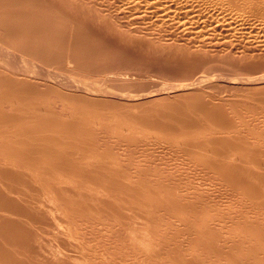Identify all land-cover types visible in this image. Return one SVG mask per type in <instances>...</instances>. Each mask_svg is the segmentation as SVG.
Segmentation results:
<instances>
[{
    "label": "rangeland",
    "instance_id": "374dc122",
    "mask_svg": "<svg viewBox=\"0 0 264 264\" xmlns=\"http://www.w3.org/2000/svg\"><path fill=\"white\" fill-rule=\"evenodd\" d=\"M44 1H46V0H42L41 2L43 4L46 2L50 3L52 5V7H54V2H53L54 0L53 1L51 0L53 4L51 3L50 0H49L50 2L49 1L44 2ZM57 1H59L58 2L59 5L57 4ZM69 1L70 0H56L55 1V7L57 5L60 7L61 4L63 6V8H62V6L60 7L61 9L59 8L60 9L59 11L54 9V8H50V7L44 8L47 6H43V8L46 10H44V9L41 10V8H42V6H41L39 8L40 14L37 13V15H40V16H38L40 18L42 16H47V18H48L49 16H51L53 14L52 19L48 18V21L45 22L46 21L45 20L44 21L45 23L44 22L43 23L44 24H50V25L52 24L53 26L51 25V30L55 29L54 25L56 26V30H53L52 32L50 30L51 34L49 32H47L45 39H41V37H39V38L36 37L37 41L40 44H42V42H43V44H44L43 46L46 48L45 50L48 51V52H46L47 53L46 55L53 56V55L57 54L60 49L63 50L65 48L64 43H63L64 48H60V46H62V43H59V41H61L62 39L64 41V38H65V41H68V43L73 39L72 40L73 42L71 41V43H69V45H68L70 47L67 46L68 43L67 44L65 43L67 48L65 49V51H62L63 54L66 53L64 55L65 56L64 58H62V59L55 58L53 60H47L44 58H39L33 54L26 53V52L16 48L13 44L8 42L7 38H4L0 34V62L4 61L8 65H10L9 56L6 55L4 53V51H7V52L15 55L18 58V60L20 61V63L26 64V65L32 67L30 70V73H32V75L34 76L33 78H30V77L27 78V77L23 76L22 75L23 73H19L18 70H16V71H17V74L19 73V76L17 74H15V75L17 76L16 78H19V79L21 78L20 79L21 81H25V80L29 81L31 79L29 82H31V84L33 82L35 83V84L34 83L33 84L38 89L37 88L35 89V86L33 85L32 87H34V88L32 91H34V89L36 91L38 90L39 94L36 91L35 92L31 91L32 94L35 93V94H33L34 95L33 97H36L37 95L41 96L40 95V93H42L41 90L42 91L44 90L47 92L49 91V94H46L47 92H45L44 94L46 96L48 95L47 96L48 99L50 98L51 100L54 99V96L56 99L59 97L60 98V99L58 98L59 102L60 103L62 102L61 104L59 103V106H61L63 104L65 107L64 108L65 111L63 113H65V112H66V114L73 113V115L76 113L74 116L73 115H71V116H73L75 119L77 118V120L80 122H82L86 118L93 123V126L97 127V131L99 133L98 132L96 133V129H94L95 130L94 135H92L88 132L85 134L84 133L78 134L76 136L75 145H74V151L83 155L87 160L94 162V163L97 161H100V163H99L100 166H104L106 164L104 166L105 167L104 169L107 170V172L110 176V177L108 176L110 179L106 178V179H108V181L105 179L106 182L104 179H103L104 181L103 180L101 181L100 179L95 180L96 178L92 179V177H91L92 180L90 179V181H88L89 184L87 183V185H89V186H92V187L94 186L93 188H99V190L101 191L99 193L100 199L103 200V198L105 197L104 202L106 200L108 202H110V204H108V203L106 204V202L104 204V203L98 201L100 210L101 209L102 210H101V212L99 211L100 213H97L96 215H94L96 217L97 226L94 225L92 227V225H89V226L87 225L86 226V228H87L86 235L82 236L79 234V237H78V240H82V238H84L88 241V242H83V244L86 247H90V248L92 246L94 247V255L92 257V261H93L92 264L93 263H95V264L96 263L97 264L98 263L99 264H101V263L102 264H104V263L105 264H107V263L116 264L117 261L112 260V259H117V258L114 256L115 254L112 251L114 250L116 253V250L119 249L120 247H121L120 250H117V252L123 251V252H125V254H127L126 257H129V258L125 257V259L123 258L124 259V261H123L122 256H125L124 253L122 252L123 253V254L121 253L122 255L120 253H118V255L119 254L121 255L118 257H121V258H118L119 260H118L117 264H121V263L122 264H130V263L133 264L134 262H136V264H142V261L146 262V259H148L146 264H156V261L159 264L160 263H162V264H166V263L173 264L174 262H176L175 260L173 262V259L178 257L179 255H182L181 257H183L184 259L189 256L187 259L190 258L191 263H192V261L194 262V260L196 259L195 258L197 255L196 252H198V255L200 253L202 254V252H200L197 248L201 247L200 246L201 243H199L200 237H203L206 234H207L206 235L207 238L204 236L206 240L204 239V237L201 239L202 241L200 240V242L204 241L203 243L205 246H202L204 248L203 250H205L207 248L205 243H208V242L210 243L213 239L217 238V239L213 240V243H214L213 246H211L212 242L210 244H207V246L210 245L212 247L211 248L210 246H208L209 248H207V249H213V248L215 249V247H216L217 249H215L216 250L215 252L218 254L219 252L217 250L221 249L220 245L221 246L224 245V247H227L224 249V250H226L225 252H228V253L230 252L229 253L230 256L225 255L226 254L225 252H224V255H223V253H221L222 255L219 253L217 256V254L215 252H213L214 251L213 250V251H211L213 254L210 253L211 255L210 254L208 255L209 257L207 259L209 261L206 260V262L212 263L214 261L213 264H215V262H216V264H222L221 262L224 261L227 264H232V262L228 261V260H231L230 257H232L233 255L237 256V258L240 257L238 259L239 263L237 262L238 264H245V263L248 264L249 262L253 261L252 257L254 258L255 256H259L260 254L258 253L259 255L258 254L254 255V254H256V249H255V252L253 251L254 254L252 252V255H254V256H252L251 254L250 255L252 257L249 256L250 252L246 251V249L249 250V247L253 248V246H251L253 241H249V240H252V238L248 239V238H250L249 232H247V234H246L245 229L244 228L241 229V227L238 225H233L232 223L228 222V223H225L228 226L224 224L226 226L225 227L223 225V223L216 224V223H218V222H216L215 225L219 226V227H216L214 225L215 230L212 229V231H211L209 228V232L210 231L212 232V233L211 232L209 233V232H204L205 227H203L201 224H200L201 226L198 223L192 224L193 221L190 222L192 225L190 223L185 222V221L183 222V223H187L186 225L188 227H186V225L183 223L181 225L180 221H179L180 223H178L176 221L177 224L174 223L176 226L173 229H172L173 226H171V227L169 226L170 229H172V232H171L170 229H168V226L165 225V222L163 220H166L168 218L167 216H170L172 214L171 212L173 211L172 206L169 205L170 203L168 201V197L165 195L168 192L167 191L169 189L168 186L174 187L173 191L176 190L175 187H178V189L181 190L182 192H185L187 194H191L192 196H190V195L187 196L188 197L187 202H189L190 198H192L191 201L194 202V198H193L194 192L202 193L201 191H203V189L205 190L204 192L210 190L212 195L206 194L208 192H206L205 194H203L204 192L202 193L203 196L205 195L204 196L205 198L207 197V195L210 196L208 198L209 201H218L219 202V201H221V198L224 197V195H225V197L227 196V191L225 193L226 187L224 185H222L223 187L221 185L216 187V184H211L212 181H205V180L203 181L202 177L204 178V176H202V175H204V174L200 173V172H196L195 171L196 169L194 167H192L191 164L190 165L186 164L188 161V156L185 155L186 150L195 149V148L198 149L200 147L207 148L208 146H218L219 141H220L219 136H221L222 134H225V133H232L234 135V134H236V131H239L241 133V135L246 137L252 143L257 138V134H256L257 131L259 129H261L256 125V123L257 122H263L264 123V81L261 80L255 84L247 83V82L252 81L254 79L264 77V0H248V1L238 0L241 2L236 1V3H239L237 5L234 4V2L233 3L229 2L230 4H234V5H230V4H227L228 2H225V3H220L221 5L223 4L222 6L216 2H215V4H214V2H206L205 3V2H203L204 0L203 1L199 0L198 1L199 3H197V0H195V1L190 0V1H192V2H190L192 4H190V3L188 4L189 1H185L186 5L183 3L184 0H178V3H176L177 0H174L173 2H172V0H170L171 2L169 0H167V1L165 0L168 4L165 2H162L164 0H159V1L156 0L157 3H155V0H152L154 3L150 0L151 5H154V4L166 5L167 4L169 6L172 4V6H173V8H171L172 6H169V8H168V6L165 7L164 5H161L162 8H160L161 7L160 5H159L160 7L157 5L154 7L152 6L153 9L158 8V9H155V13H154V11H152L153 9L149 7V6H151L150 4H149V6H146L147 4H145L144 2L142 4L141 1H143V0H140V2L138 0L137 1L136 0H132V1L131 0H125V1L122 0L123 4L121 3V5H120V3L116 2V1L119 2L120 0H116V1L115 0H111V1L110 0L109 1L104 0V3L102 4L103 7L101 5V3L103 1H101V0H98V2L100 1L99 2L100 4H98V2H96L97 5H95L96 4L95 1H97V0H85V1H88V4L86 2H83L84 0H81V1L78 0V2L80 1L79 2L80 7L85 8L82 11V12H84L85 15L83 13H80L81 14L80 15L79 12H78V14H76L74 11L70 10L71 9L70 7H68V6L66 7V5H69V6L71 5L68 3ZM105 1L107 2V4L105 3ZM128 1H130L132 3H130L128 5L126 3ZM135 1H136V3L139 2L142 5V8H140V5H138V3L134 5ZM160 1L162 3H159ZM91 2H92V4H93V2L95 3L94 4L95 8H94V6L89 4ZM111 2L113 4L114 3L115 4L113 5ZM194 2H196L195 3L196 5L194 4ZM109 3H111V4H109ZM210 3H212L213 6ZM85 4L90 5V6L86 7ZM105 4L107 6L112 5L111 7L113 10V13H112L111 7L110 6L107 7ZM131 4H133V6ZM173 4H175L176 7ZM197 4H199V5H197ZM217 4H219V5H217ZM104 5H105V7H104ZM117 5H119V6H117ZM130 5L132 7L130 9L129 8L127 9V7ZM143 5H145L147 8H145ZM177 5L180 6V8ZM181 5H183V6L185 5V6L183 7ZM187 5H190V7L189 6L188 7H189V9H192L193 13H190L191 10H189L187 8ZM209 5H211V6H209ZM96 6H97V8H96ZM134 6L136 8L139 7L138 9H140V10L137 11L138 9H136ZM195 6H197V7H195ZM14 7H16V6H14ZM14 7H13V10H12V8H10V9H8V11H10V10H11V12L14 10L17 11V9H18L17 7H19V6H17L15 9H14ZM99 7L103 8L105 10H103ZM124 7H125V9H124ZM200 7H202V8H200ZM22 8L23 7L19 8L18 10L23 11ZM108 8H110V10ZM118 8L120 9V13L118 12L119 11ZM121 8H123L124 11ZM133 8L135 9V13H134V11H132ZM163 8H164V11H162ZM174 8H176V9H174ZM177 8H179V13H178ZM196 8H197V10H196ZM86 9L88 11L85 13ZM90 9H92L91 13L89 12ZM115 9H117V12ZM141 9H142V11H141ZM173 9H174V11H173ZM194 9L196 11H193ZM97 10H98L99 14L96 12ZM100 10H102V11H100ZM114 10H115V12H114ZM130 10H131V12H130ZM143 10L148 11V12H144ZM150 10L153 13L150 12ZM167 10H168V13H166ZM93 11H94V13L96 12V14H94ZM161 11H162V13H161ZM169 11H170V13H169ZM172 11H173V14H171ZM186 11H187L188 16L185 15ZM124 12H126L128 16L125 15L126 13H124ZM137 12L139 13L138 15L142 18H138L139 16L137 17ZM149 12H150V15L148 17L147 13H149ZM163 12L166 14H164ZM8 13H10V12H8ZM116 13H118V15ZM180 13L182 15L185 13L184 14L185 17L183 18V16H181ZM30 14H26L25 15L26 18L28 17L27 15H29L28 18H31L32 14L31 15ZM91 14H93V15H91ZM131 14H132V16L134 15L133 17L131 16L132 18L129 17ZM146 14H147V16L145 17ZM156 14H158V16L160 18L154 17V16H157ZM121 15L123 17H121ZM160 15L164 16V17H161ZM171 15L172 16L174 15L175 18L172 17ZM53 16L54 17L57 16L58 18L57 17L53 18ZM98 16H100V17H98ZM151 16H153V17H151ZM170 16L173 18V20L171 19ZM177 16H180V17H177ZM33 17L36 18L35 16H33ZM135 17H137L138 19H135ZM147 17H148V19H147ZM168 17H170V19ZM176 17H177V19L178 18H180V19L177 20ZM18 18H22V20H26V18H24V17H17L16 19H18ZM120 18H122V19H120ZM128 18H130L131 20H129ZM156 18H158L159 20H157ZM7 19H8V17L6 18V20ZM59 19H60V21H59ZM123 19H125V20H123ZM133 19H134V22H133ZM141 19H143V20L141 21ZM18 20H20V19H18ZM137 20L140 21L143 24V26H141L139 24L137 25V23H139ZM154 20H155V22H156V20L157 21L162 20V22L160 21V22L155 23V22H153ZM72 21H74V22L72 23ZM15 22H17V20ZM132 23H135V25H133ZM152 23L157 25V26L153 25ZM60 24H62L61 26H67V28H68V29L63 28V34L62 35H64V33H65L66 37L65 36L62 37L59 34V31L62 32V28L60 27ZM17 25L20 26L21 24L19 23ZM17 25H15L16 27L14 25H13L14 27L13 26L12 27L17 28L16 30H18L19 27ZM57 25H59L58 26L59 28H57ZM71 26L72 27L74 26L75 28H72ZM52 27H53V29H52ZM69 27H70V29H69ZM75 29H76V32L78 30L82 31L81 33L78 32V34L80 36L78 35V37H75V35L77 36V34L75 33V35H74V32H73V31H75ZM71 30H73V31H71ZM0 32H1V29H0ZM48 33H49V35H48ZM83 35L87 37V39L85 37L84 41L87 40L88 43L84 42V41H83V43H81L82 42L81 40H83ZM57 36L59 38L61 36L62 39H59ZM74 37L76 38V40ZM77 38L78 39L81 38V39L77 40ZM63 41H61V42H63ZM74 41H77V42L79 41L78 42L79 46H78L77 42L74 43ZM90 41L91 42L94 41L95 44L93 42H92L93 44L90 43ZM89 43L91 44V46ZM96 43L100 44V45L97 44V47H98V45L101 46L102 44H105V45L101 46V48L106 46V45H107V47H104L102 49L98 48L96 50L95 48H93L94 46L96 47ZM71 44L77 45L80 49L86 48L84 46L87 44L86 46H88V45L90 46L87 48H89V49L92 48L93 50L92 49L91 50L93 51V53L91 54L90 53L91 50L89 51V49H88V53H86L87 49H85L86 51H83L82 52L83 54H81V51L78 49V47L76 46V50H75V48H74L75 46L72 47ZM80 44H81V46H80ZM82 44H85V45L82 46ZM121 44H123L122 45L123 51H124L125 47H127V50H129L131 48L130 52L128 51L129 53H133L132 56L129 54V57H132L131 59H128V54H127L128 52L127 51H124V52L121 51L122 47H121V49H118V48H120L119 46H121ZM124 44H125V47H124ZM137 45H138V47H137ZM139 45H141L140 46L141 48L139 47ZM134 47H136L137 50H139V49L142 50V51L141 50L138 51V52H140L139 56L143 54L142 59H141V61L143 60L142 62H140L141 56L140 57L137 56L138 52L135 51V53H134ZM107 48H108V50L111 48L110 49L111 52L113 49L115 50V51H113L114 52L113 54L110 52L111 56H114V54L116 55L117 52H119L118 57L114 56L116 60H118L120 58V56H121V58H123L124 57L123 53H125V52H126L125 53L126 58L125 57L124 58L127 60H130L129 62L136 61V60L132 61V59H134V57L135 58L138 57V60L135 63L139 69L135 68V66H134L135 63L134 64L133 63L127 64L128 63L127 60H125L124 62H126V61L127 62L125 64H123V62L121 61V58H120V61L122 63L119 61H118L119 64L116 61L113 62L115 59H113L114 57L112 58L111 56H109V54L107 55L108 57L106 56L107 58H105L104 55L106 52H108ZM73 49H74V52L79 50V52H77V54H79V55L81 54L82 57H84L82 59H85L86 55H84V54H87V57H89V58L86 57L87 61H85V62H87V64H89L88 62H91V64H92V62H94L92 60H94V58L97 55L101 54L100 56H98V60H97V57L95 58L96 59L95 62L97 61V65L99 64L98 61L102 62L103 59H99V57H101L105 51L102 58H105L106 61L108 59V62H107V64H104L103 63L104 61H103L102 66H104V65L107 66L109 64V66L112 67L113 66V65L111 66L112 63H114V64L117 63V65L120 67L118 69H114L118 66L114 67L115 66L114 65L113 68H109V67L104 66L103 68L106 67L107 69L106 68L101 69L102 66H100V64H101V62H100V64L98 65V67H100L99 69H97L98 67L95 66L96 65L95 63H93L94 66L88 65V66H91L89 68L90 69H92V67H96V68H94L93 70H89L87 68L88 66L84 64L85 62L80 60L81 59L80 56L76 57L79 64L76 63L77 60L74 63L71 62L72 63L71 64L69 61L71 60L70 55L71 54L74 55ZM94 51L95 52L98 51V53L99 52L100 53L95 55ZM120 51H121V53L123 52L122 55H120ZM59 52L62 53L61 51H59ZM101 52H103V53H101ZM93 54L95 55V57ZM67 55H69V56H67ZM90 55L93 56V59H90L92 57ZM145 55L149 56L148 59H147V56H145ZM109 57H110V59H113V60H110V63L112 61L111 64L109 63ZM69 58H70V60H69ZM78 58H80V59H78ZM145 58H146V60H144ZM89 59L91 61H88ZM79 60L81 61V63L83 62V64H81ZM138 61H139V63H138ZM120 63H121V65H120ZM137 63H138V65H137ZM141 63H143V68L146 67V66H144L145 64L148 66V68L146 67L147 69L143 70V68L141 67L142 66ZM69 64H71V65H69ZM71 66H73L74 68H72ZM82 66H84V67H82ZM139 66L141 67L142 70L140 69ZM95 69H97V70H95ZM15 75H14V78H15ZM21 76H23L24 78ZM236 78H238V79H236ZM229 80L232 82H229ZM245 80H247V82ZM60 81L65 82V84L60 83ZM200 81L201 82L203 81V83L201 84ZM243 81L245 83H243ZM236 82L238 83V85ZM241 82L243 84H241ZM69 83L71 85H72V83H76L75 86H77L78 88L72 85L73 88L75 87L74 92H72L73 88L71 85H68ZM195 83H197V84H195ZM229 83H230V85H229ZM234 83H236V84H234ZM64 85H65V88H66V86L67 87L71 86L72 91H70L71 88H70V90H69V88L65 89ZM52 86L54 88L57 87V89L60 91V92L57 91L58 95L55 92L57 89H53ZM48 87H50V88H48ZM83 87L87 88V89H85L84 93L82 90ZM80 88H81V90H80ZM75 89H76V91H75ZM163 89H165V90H163ZM53 90H55V91L53 92ZM77 90L78 91L80 90V91L78 92ZM171 91H173V92H171ZM65 92H66V95L63 94ZM81 92L83 94H81ZM165 92H170V93L165 94ZM59 93H60V96H59ZM69 93L72 95L70 96ZM32 94L30 95L31 97H32ZM44 94H43V96H44ZM62 95H64V96H62ZM162 95L164 97L162 99H160V97H162ZM46 96H44V97L47 98ZM61 96H62V98H61ZM156 96H158V97H156ZM144 97H145V99H144ZM45 98H44V100H45ZM140 98H143L144 100L140 99ZM156 98L159 100V102ZM194 98L198 99V102H196V99L194 100ZM130 99H132V100H130ZM148 99H149L148 102H150V104L144 102ZM160 100H161V102H160ZM199 100L204 101L206 104L208 102V105H210V106H216V104L217 105L219 104L218 106L223 107V110L225 111V113H227L233 117L234 123L229 124V125H225V124H222V123L214 120L213 118H211L209 116L207 111H205L202 107H200L201 102H199ZM152 101H153V103H151ZM210 102H211V104H210ZM162 103L163 104L165 103V105L167 104L170 107L172 106L173 109L169 110V108H170L169 107L168 108L169 112H168L166 110V108L168 106L167 105L164 106V105H162ZM212 103H214V105ZM159 106H160V108L163 107V109H159ZM154 107L158 108L157 111H155L156 109ZM164 107H165V113H163ZM148 109H150L151 112ZM153 109H155L154 110L155 113H159V112H161L159 114L163 113V116H165V114L168 112L166 114V116L164 117V119L162 118V121L170 122V123L167 122V125H168L167 128L154 125L156 123V122L154 123L156 114L154 113ZM63 110H61V111H63ZM158 110H159V112H158ZM173 112L175 115L173 114ZM169 113L170 114L172 113L171 115H174L178 121H181L182 120L181 117H183V116H187L192 120L195 118H198L201 121V124L192 123L193 126L190 127L189 129H182L180 127L181 122H179L178 125L177 124H171L172 121H170V117H172V116ZM150 114H152L153 116ZM151 116H152V118L155 116L154 119H152ZM167 116H168V118H167ZM175 117H172V119ZM166 118L169 120H167ZM160 123H162V122H160ZM94 124H99V125L96 126ZM103 127H104V129H103ZM133 129H135L136 131ZM102 130H103V132H102ZM132 130L134 132H132ZM262 132H264V130H262ZM121 134L123 137L125 136V134H126V136L124 138H122ZM131 136L136 137L137 139L134 138V141H133V137L131 138ZM126 137H128V139H126ZM129 139L132 140V142ZM126 140H128V141L126 142ZM129 141L133 145L134 144L135 145L139 144V145L138 146L136 145V147L133 146L134 148H132V144L131 143L129 144ZM139 141H140V143H137ZM145 141H147V143ZM173 145H175V147L177 149H175L173 147ZM102 161H103V163H102ZM112 163H113V165H112ZM102 164H104V165H102ZM187 165H189L190 167ZM106 166L110 167V168L107 169ZM112 167H114V168H112ZM111 168H112V170L113 169L115 170V173L116 172L117 173L115 174L114 171L111 170ZM171 169H174V170L171 171ZM187 169H188V171H186ZM108 170L109 171L111 170V172H109ZM120 170L123 171L124 174L126 173V175L122 174L123 172L121 173ZM190 170H191V173L195 172L194 173L195 175L191 174L189 172ZM192 170H194V171H192ZM49 172L52 176L57 175L55 170H52ZM118 173H120V174H118ZM174 173L175 174L177 173L179 175L181 174V176H176ZM189 173L192 176L197 175V178L196 177L192 178V176ZM199 173L202 175H199ZM113 175H115L114 178L117 177V179H115V181H114V178L112 177ZM116 175H119V176H116ZM120 175H121L122 179H120ZM128 176H129V178H128ZM200 176H202V177H200ZM123 177L126 178V181H124L125 179ZM89 178H90V176L87 178V180H89ZM198 178H200V179H198ZM93 180L97 181V182H93ZM117 180H118V182H116ZM109 181H110V183H109ZM119 181H121L122 183L127 182L125 185L126 187L124 186L125 183L122 185L121 182L119 183ZM111 182L112 183L114 182V183L112 184ZM205 182L206 183L208 182V183L206 184ZM128 183H130V184H128ZM210 184L212 185V188H210L211 187ZM128 185H130V190L128 188ZM208 185H209V187H208ZM136 186H138V188ZM161 186H164V188ZM220 186H221V188H220ZM150 187L152 188L151 190L149 189ZM126 188H127V190H126ZM131 188L132 189L134 188L133 189L134 191L131 190ZM135 188L137 189V191H135L136 190ZM215 188L217 190H215ZM223 188H224V191H223ZM219 189H221V190H219ZM140 190H142V193ZM152 190H153V193H155V191H157L156 196H160V199L163 198L162 200H160L161 202H163L164 200L166 201L165 205L163 206L165 210L167 208L166 211L162 208L161 205L156 206L158 204H155V205L151 206L149 204V202L147 201V197H144V195L146 196L148 192L150 194V191H152ZM160 190H162V191H160ZM164 190H166V191H164ZM212 190H214L215 192L217 191L216 192L217 194L214 193V191H212ZM84 191L86 192V190H84ZM158 191H159V194H158ZM102 192H105V193H102ZM221 192L223 193V195ZM143 193H145V194H143ZM101 194H102V196H101ZM111 194H112V197H110ZM106 195H107V197H106ZM113 195H114V197H113ZM164 195L166 196V199H164ZM225 197L222 198V200L228 201V199ZM111 198H113V199H111ZM165 206H166V208H165ZM156 207H159V208H156ZM168 207H170V208H168ZM160 209H162V210H160ZM169 210H170V212H169ZM159 211H161V212H159ZM155 212H156V215H155ZM157 212H159L161 214V217H160V214ZM164 212L165 213L168 212L169 214L166 213V216H165ZM148 215H149L150 219L148 218ZM151 215H152V217H151ZM153 215H154V217L157 216L156 223L154 222L155 219H154ZM162 216H163V219H162ZM144 217L148 218V219L146 220ZM126 218L127 219L129 218V219L127 220ZM151 218H153L152 222H154V224L150 221ZM158 220H159L160 224H162V225L164 224V225L163 226L160 225L157 222ZM147 221H148L149 225H147ZM140 222H141V224H140ZM143 222H144V225H142ZM161 222H164V223H161ZM158 224L160 226H158ZM155 225L157 227H155ZM179 225L184 227V228H181V226H180V228L183 229L182 236L184 237V240H183V237L179 238V237H181V236H179V234H181V230L178 231ZM189 225H190V227L193 226V227H191V228H193L192 230L190 229ZM146 226L148 228L149 227L152 228V230L153 231L155 230V231L153 232L150 228L149 229L146 228ZM152 226H154V227H152ZM161 226H162V228H161ZM233 226L235 227V229ZM63 227H64V229H66V232H67L66 223L63 224ZM200 227H202V229L203 228L204 229L202 230ZM222 227L223 228L225 227V228L223 229ZM227 227H229V228H227ZM238 227H239V230H238ZM157 228L159 230H163V231H161V234H163L165 231H167V233H169V232L173 233V230L176 228L175 230L177 232L175 231V233L178 236L181 245H178L179 244L178 238L174 237L176 239L174 241V238L172 236L175 233L171 234L172 235L171 236L170 233L167 234L165 232L166 234L164 233V235L167 238L165 236H164L165 238H162L163 236H161L160 231L158 232V230H156ZM216 228H218V230H221V231H219L220 233L222 232V230H223V232L221 234H219L218 230ZM226 228L229 230H231L233 228L232 230L234 232L233 231H227ZM147 230H149V231H147ZM168 230H169V232H168ZM184 230H187V233H186V231L184 232ZM188 230L191 231L190 235L193 234V236L188 237V236H190V235H188L189 234ZM194 230L197 232H195ZM136 231H137V233H135ZM142 231H144V233H142ZM156 231H157V233H159L158 234V235H160L159 237H161L163 239V242L164 241L167 242L166 239H168V237L170 235L169 239L172 238L171 243H169V239H168V242L166 243L167 246H165L163 244V242H161L162 240L157 236V233L155 234ZM200 231L204 232L203 235ZM206 231H208V230H206ZM214 231H216L217 236H216V233ZM146 232L149 233V237L151 238L150 241H147V243L150 242L149 243L150 246L146 245L147 244L146 241H144L145 244L141 243L143 240V237H144L143 235ZM178 232H180V233L178 234ZM147 233L145 235H147ZM150 233L155 234L156 237H158V238H156V240H155V236L150 234ZM199 233H200V235H198ZM228 233L229 234L231 233V235L229 236ZM233 233L235 235L234 238L236 237V239H237V241L235 240L236 242H234V240L232 238ZM134 234H137L142 239V240L140 239V242H138L139 244L130 238ZM238 234L241 236V238H242L241 240H240V236ZM125 235H127L128 237ZM176 235H174V236H176ZM219 235H220V237L223 236L222 238H225V239L227 237H231V236L232 237L227 238V240L230 239V240H228V243H227V240L218 237ZM209 236L211 237L210 241H208ZM238 236H239V238H237ZM245 236H248V237L246 238ZM124 237L125 238L127 237L126 240H128L127 242L129 243V245H128V243H126V240L124 239ZM192 237L194 240L196 239L195 237H198L197 238V239H199L198 243H197V244H199L198 247H197V244L193 243L195 241H192L193 240V239H191ZM152 238L155 242L152 240ZM159 239L161 241H159ZM220 239L223 242H221ZM231 239L233 240V242H230ZM172 240L174 241V243ZM188 240H191L192 246L190 245L191 242ZM205 241H207V242H205ZM217 241H220V242H217ZM243 241H245L246 245L244 244ZM121 242L128 245V247L125 246L127 251H126L125 247L123 246L124 244H122ZM159 242H161V243H159ZM176 242L178 243L177 244L178 248H177ZM184 242L185 243L190 242L189 244L188 243H186V244L191 246V248L189 246H188L189 248L185 247L186 244ZM196 242H197V240H196ZM151 243H153L152 245H154V246H152ZM217 243L218 244L220 243V245H218L219 248L217 247ZM253 243H254L253 245L255 248L256 242H253ZM121 244H122V246H121ZM162 244L165 247H163ZM170 244H172V245H170ZM194 244L197 247V248H195V250L197 249L196 252H195L194 247H193ZM241 244H244L245 247ZM138 245H139V248H138ZM141 245L143 246V248ZM182 245L184 248L182 247ZM233 245H236V246H233ZM161 246L163 247L164 250H168V254L166 253L167 251H163V249L161 250V248H160ZM172 246H173L174 251L172 249ZM155 247H157L158 249ZM175 247H176L177 251H176ZM202 247L199 249H202ZM231 247L234 250H235L234 247H236V251H233V249ZM241 247L246 252H244L241 249ZM109 248L111 249L110 250L111 252L109 251ZM115 248H116V250H115ZM129 248H131L132 250H130ZM144 248H145V250H144ZM159 248L161 251H163V253L165 252L166 255L164 254L165 255L164 257H162L163 255H162V252H160ZM169 248H170L171 253L169 252ZM229 248H231L232 251ZM254 248H253V250H254ZM95 249H97L98 251ZM184 249H186V250H184ZM188 249H190V250L187 251ZM191 249L193 252L191 251ZM239 249H240V251H239ZM140 250H141V252H140ZM157 250H159V251H157ZM178 250H180V251L182 250L184 252H182V254H181L180 251H178ZM142 251L144 253H142ZM185 251H187V253H189V254H188V256L186 255L184 257V255L186 254ZM219 251H223V250H219ZM233 252H234V254H233ZM235 252H237V253H235ZM97 253L99 255V258L96 255ZM134 253L138 256H135ZM138 253H141L142 255H139ZM173 253L175 254V256H176V254H178V255L176 257H171L170 255L172 254V256H173L174 255ZM190 253H191L192 257L190 255ZM241 253H242V256H241ZM107 254H110L111 256L107 255ZM143 254H144V257H143ZM152 254L154 255V257H156V259L154 257H152L149 260V257L153 256ZM101 255H103V256L101 257ZM133 255H134V257H133ZM148 255H150V256H148ZM212 255L215 259L212 257ZM193 256H195L194 260H192ZM210 256L212 257V259L210 258ZM219 256H221V257L223 256V257L221 258ZM109 257L110 258L112 257V258L108 260ZM158 257L161 259H159ZM218 257H219V259H218ZM259 257H263L262 254ZM94 258H96V259H94ZM100 258L103 261L99 260ZM130 258L133 260H130ZM142 258H143V260H142ZM220 258L223 260H221ZM224 258H226L225 260L227 262L224 260ZM249 258L252 260H250L248 262L247 260H249ZM105 259H107V261ZM127 259L130 262H128ZM187 259H186V261L188 262L189 260H187ZM217 259H218V261H217ZM240 259H242L243 261L245 260V261L243 263H241L242 260H240ZM95 260H97L99 262H97ZM110 260L113 263H111ZM158 260L161 262H159ZM220 260H221V262H220ZM145 262H143V263L145 264ZM163 262H165V263H163ZM195 263H196V261L194 262V264ZM200 263H202V262L200 261ZM202 264H205V263H202Z\"/></svg>",
    "mask_w": 264,
    "mask_h": 264
},
{
    "label": "bare ground",
    "instance_id": "6f19581e",
    "mask_svg": "<svg viewBox=\"0 0 264 264\" xmlns=\"http://www.w3.org/2000/svg\"><path fill=\"white\" fill-rule=\"evenodd\" d=\"M41 1L42 0H0V29H1L0 34L4 38H7L9 43L13 44L16 48H18V49H20V50H22V51H24L26 53H30V54H33V55L39 57V58H44V59H47V60H53L55 58L62 59V58L65 57L64 55L66 54V53L63 54L62 51H65V49L67 48L69 43H71V41L73 40L72 39L68 43V41H65V38H64L65 42L62 39V37H64L66 35L65 33H64V35H62L63 34V28L68 29L67 26H61L62 24H60V27L62 28V32L59 31V34L62 37L60 36V38H59L57 36L59 39H62L61 41H63V42L59 41V43H62V46H60V48H64V45H65V48L63 50H61V49L59 50L62 53H60L58 51V53L53 55V56L46 55L47 54L46 52H48V51L45 50L46 48L43 46L44 45L43 42H42V44H40L37 41V39H36V37H38V38L41 37V39H45L47 32L50 33L52 24L50 25V24H44V23L48 21V18L52 19V15H53L52 14L48 18H47V16H42V15H41L42 16L41 18L38 17V16H40V15H37V13L40 14L39 8L42 6L41 10H43L44 8H49L50 7V8H54V9L59 11L61 9L60 7L62 6V4L59 7L58 6L59 5V3H58L59 1H57V4H58L57 6L58 7L56 6L57 7L56 8L55 7V1L56 0H54V1L52 0L54 2V7H52V5L50 3L46 2V1H49V0L44 1V2H46L44 4ZM52 1H51V3H52ZM101 1H103L101 3V5H102L104 3V0H101ZM123 1H125V0H123ZM136 1L134 2V5L138 3V5H140V8H142V5L139 3L140 0H138L139 2H137V3H136ZM166 1L164 0L162 2L167 3ZM173 1L174 0H172V2ZM185 1H189L188 4L190 2H192L190 0H184L183 1L184 4H185ZM198 1L199 0H197V3H199ZM236 1L237 2H241V1H238V0H204L203 2H205V3L206 2H214V4H215V2L219 3V4L220 3H225V2H228L227 4H230L231 2L232 3L234 2V4H236V5L239 4V3H236ZM243 1H248V0H243ZM79 2H78V0H70L68 3L71 4V5L70 6L66 5V4L65 5H66V7L67 6L70 7L71 8L70 10L74 11L76 14H78V12H79V14L80 13L84 14V12H82V11L85 8L80 7ZM83 2H86L88 4V1L84 0ZM96 2H98V0L95 1V3ZM99 2H98V4H100ZM116 2L120 3V5H121L122 0H120L119 2L118 1H116ZM128 2H126L128 5L130 3H132L130 1H128ZM141 2H142V4H143V2L145 4H147L146 6H149V4L151 5L150 0H143ZM162 2L160 1L159 3H162ZM95 3L93 2V4H92V2H91L89 4H91L95 8V5H97V3L96 4ZM105 3L107 4L106 1H105ZM111 3H109V4H111ZM155 3H157L156 0H155ZM176 3H178V0H177ZM195 3L196 2H194V4ZM87 4H85L86 7L90 6V5H87ZM167 4L166 5L161 4V5H164L166 7V6H168ZM190 4H192V3H190ZM210 4H212V3H210ZM219 4H217V5H219ZM234 4H230V5H234ZM105 5H104V7H105ZM131 5L133 6V4H131ZM131 5L128 6L127 9L128 8L130 9L132 7ZM156 5L157 4H154V5H151L149 7L152 8V6L154 7ZM159 5H157V6H159ZM173 5L176 7L175 4H173ZM197 5H199V4H197ZM14 6H16V7L19 6V7H17L18 9L23 7L22 8L23 11L21 9H20L21 11H19L18 9H17V11H15V10L12 11V12H11V10L8 11V9H10V8H12V10H13ZM43 6H47V7L43 8ZM109 6L110 5H108L107 7H109ZM117 6H119V5H117ZM143 6L145 8H147L145 5H143ZM169 6H172V4L169 5ZM169 6H168V8H169ZM181 6H183V5H181ZM188 6L190 7V5H187V8L189 9ZM209 6H211V5H209ZM212 6H213V4H212ZM16 7H14V9ZM102 7H103V5H102ZM178 7L180 8V6H178ZM195 7H197V6H195ZM62 8H63V6H62ZM96 8H97V6H96ZM99 8H101V7H99ZM138 8H136V9H138ZM160 8H162V6ZM171 8H173V6ZM179 8H177L178 13H179ZM200 8H202V7H200ZM101 9H103V8H101ZM108 9L110 10V8H108ZM121 9L123 10V8H121ZM124 9H125V7H124ZM155 9H158V8H154L152 10V11H154V13H155ZM174 9H176V8H174ZM174 9H173V11H174ZM44 10H46V9H44ZM91 10L92 9L89 10L90 13H91ZM103 10H105V9H103ZM111 10H112V7H111ZM115 10L117 12V9H115ZM115 10H114V12H115ZM139 10L140 9H138L137 11H139ZM151 10H150V12H152ZM168 10H167L166 13H168ZM189 10H191L190 13H193L192 9H189ZM196 10H197V8H196ZM196 10L194 9L193 11H196ZM87 11L88 10L86 9L85 13ZM100 11H102V10H100ZM132 11H134V13H135V9L134 8H133ZM141 11H142V9H141ZM162 11H164V8H163ZM162 11H161V13H162ZM173 11H172L171 14H173ZM8 12H10V13H8ZM96 12L98 13V10ZM96 12L94 13V11H93L94 14H96ZM118 12L120 13V9H119ZM130 12H131V10H130ZM144 12H148V11H144ZM150 12L147 13L148 17L150 15ZM30 13L32 14V17L28 18L29 15H27L28 17L26 18L25 15L26 14H30ZM112 13H113V10H112ZM124 13H126V12H124ZM166 13H164V14H166ZM169 13H170V11H169ZM116 14L118 15V13H116ZM138 14L139 13L137 12V17L139 16ZM147 14L145 15V17L147 16ZM184 14L183 15L181 14V16H183V18L185 17ZM91 15H93V14H91ZM125 15H127V13ZM156 15L157 16H154V17L160 18L158 16V14H156ZM185 15L188 16L187 11H186ZM33 16H35L36 18H34ZM131 16H132V14L129 17H131ZM7 17H8L9 20L8 19L6 20ZM17 17H24V18H26V20H22V18H18V19L21 20L20 21V20L16 19ZM56 17L53 16V18H56ZM98 17H100V16H98ZM121 17H123V16L121 15ZM137 17H135V19L142 18L140 16L138 18ZM148 17H147V19H148ZM151 17H153V16H151ZM161 17H164V16H161ZM170 17H168V18L170 19ZM172 17H174V15ZM172 17H171V19L173 20ZM177 17H180V16H177ZM177 17H176V19H177ZM158 18H156V19L159 20ZM120 19H122V18H120ZM128 19L131 20L130 18H128ZM178 19H180V18H178ZM14 20L15 21L17 20L18 23L15 22ZM123 20H125V19H123ZM142 20L143 19H141V21ZM157 20H156V22H160V21L162 22V20H160V21H157ZM59 21H60V19H59ZM73 22L74 21H72V23ZM133 22H134V19H133ZM138 22L139 23H137V25L139 24V25L143 26V24L140 21H138ZM153 22H155V20ZM19 23L21 24L20 26L17 25ZM132 24L135 25V23H132ZM13 25L14 26L17 25L19 27L18 30H16L17 28H13L14 27ZM153 25H155V24H153ZM58 26L59 25H57V28H59ZM155 26H157V25H155ZM54 28L55 29H53V27H52L53 30H56V26L55 25H54ZM72 28H75V27L73 26ZM69 29H70V27H69ZM53 30H51V32ZM73 30H71V31H73ZM73 32H74V35H75V33L77 34V36L75 35V37H78V35H79L78 32L81 33L82 31L78 30L76 32V29H75V31H73ZM49 33H48V35H49ZM85 37L86 36L83 35V40H81L82 41L81 43H83ZM80 39L77 38V40H80ZM86 39H87V37H86ZM75 40H76V38H75ZM76 42L77 41H74V43H76ZM78 42H77V44L79 46ZM84 42L88 43L87 40L84 41ZM92 42L94 43V41H92ZM92 42L90 41V43H92ZM63 43H64V45H63ZM65 43L66 44L68 43L67 46H66ZM97 44H99V43H96V47H97ZM83 45H85V44H82V46ZM86 45L84 46L86 48H83V49H80L75 44L72 45V47L75 46L74 48L76 50V46H77L78 49L81 51V54H83L82 52L86 51L85 49H87L86 53H88V49L89 48H87V47L91 46V44H90V46L89 45L86 46ZM99 45H98L97 48L95 46L94 47L92 46V47L97 50L98 48H101V46H103L105 44H102L101 46H99ZM122 45L123 44H121V46H119L120 48H118V49H121V47H122L121 51H123V46ZM80 46H81V44H80ZM140 46L141 45H139V47ZM68 47H70V46H68ZM104 47H107V45L104 46ZM104 47H102V48H104ZM124 47H125V44H124ZM137 47H138V45H137ZM108 48H107V50H108ZM91 49H89V51ZM110 49L108 50L109 53L106 52L107 54L104 51L105 58L108 57L107 56L108 54H109V56H111ZM79 50L74 52V49H73L74 55H72V54L70 55V58H71V60L69 58V60H70L69 62L70 63L71 62L74 63L77 60L76 57H78V56H80V58H81V59L80 58H78V59H80V60H82L84 62L87 61L86 59L89 58V57H87V54H84V55H86L87 58L85 57V59H82L84 57H82L81 54L80 55L77 54V52H79ZM92 50L90 51L91 54L93 53ZM130 50H131V48L129 50H127V47H125V49H124V51H127V52L128 51L130 52ZM139 50H141V49H139ZM139 50H137L136 47H134V53H135V51L138 52ZM113 51H115V50L114 49L112 50V52H111L112 54L114 53ZM121 51H120V55H122V53L124 52L123 51L121 53ZM129 52L127 53L128 54V59H131L132 57H129V54L132 56L133 53H129ZM4 53L9 56L10 65L5 63L4 61L0 62V264H92V262H93L92 261V257L94 255V247L93 246L91 248L90 247H86L83 244V242H88V241L86 239H84V238H82V240H78V237H79V234L82 235V236L86 235V232H87L86 226L87 225L88 226L92 225V227L94 225L97 226L96 217L94 215H96L97 213H100L101 210H102V209L100 210V207H99L98 203L102 202V203L105 204V202H106V204L107 203L110 204V202H108L107 200L104 202V198L105 197L103 198V200L100 199L99 198L100 197L99 193L101 191L99 190V188H93L94 186L93 187L89 186V185H87V183H88V181H90L91 177H92V179L96 178L95 180H97V179L99 180L100 179L102 181L103 179L105 180L106 178H109L110 176H109L107 170L104 169L105 168L104 166L106 164L105 165L102 164L104 166H100L99 165L100 161H97V162L94 163V162H91V161L87 160L83 155H81L78 152L74 151V145H75L76 136L78 134H83V133L85 134V133L88 132V133L94 135V133H95L94 129H96V133L98 132L97 131V127L93 126V123L90 120L86 119V118L83 120L84 122L83 121L82 122L78 121L77 118L75 119L73 117L76 113L74 115H73V113H69V114H66V112L63 113L65 111V109H64L65 107H64L63 104L61 106H59V103H60L59 99L60 98L58 97L59 99L57 98L58 99L57 100L55 98V96H54V99H55V100L53 99L54 101L51 100L50 98L48 99V97H47L48 95L46 96L44 94L47 91H44V90L42 91L41 90V92H42V93H40L41 96L37 95L36 97H33L34 96L33 94H35V93L32 94V92H35L36 91L35 89L37 88L34 85L35 83L33 82L34 84L33 83L31 84V82H29L31 79L29 81L27 80L31 84L30 85L26 80H25L26 82L25 81H21L20 80L21 78L20 79L16 78L17 76L15 75V74H17L16 70H18L19 73H23L22 74L23 76H25L27 78L28 77L33 78L34 76L32 75V73H30V70H31L32 67H30V66H28L26 64L20 63L18 58L15 55H13L12 53H9L7 51H4ZM99 53H98V51H96L95 55L99 54ZM101 53H103V52H101ZM118 53L119 52H117L116 55L114 54V56L118 57L119 56ZM125 53H123L124 57H125ZM139 53L140 52H138L137 56L138 57L141 56L140 62H142L143 60L141 61V59H142L143 54L139 56ZM103 54H102V56H103ZM95 55H94V57H95ZM100 55L96 56L97 60H98V56H100ZM67 56H69V55H67ZM90 56H92V55H90ZM102 56L99 57V59H103L102 62L104 61L103 63L107 64L108 59L106 61V59L102 58ZM114 56H111V57L113 58ZM145 56H147V55H145ZM138 57L137 58L134 57V59H132V61L133 60L137 61ZM148 57L149 56H147V59H148ZM95 58H94V60H92V61H94V62H92V64H91V62H88L89 64H87V62H85L84 64L87 65V66L88 65H91V66L93 65L94 66L93 63H95L96 64L95 66L98 67V65L100 64L101 61H98L99 64L97 65V61L95 62V60H96ZM120 58H121V56H120ZM120 58L118 60H116L115 57H114L113 59H115V60L113 62H115V61L116 62H118V61L121 62L122 61L123 64H125L127 61H128L127 64H131V63L134 64L136 62V61L129 62L130 60L125 59L126 57L124 59L121 58V61H120ZM90 59H93V56ZM90 59L88 61H91ZM113 59H110V57H109V63H110V60H113ZM125 60H127V61L124 62ZM144 60H146V58ZM102 62L100 64V66H102ZM119 62H118V64H119ZM76 63L79 64L78 60H77ZM80 63H81V61H80ZM111 63H112V61H111ZM121 63H120V65H121ZM138 63H139V61H138ZM138 63H137V65H138ZM143 63H141L142 64V66H141L142 68H143ZM71 64H69V65H71ZM81 64H83V62ZM112 65L113 66L115 65L114 67L118 66L117 63L116 64L112 63L111 66ZM91 66H88L87 68L89 70H93L94 68H96V67H92V69H90L89 67H91ZM104 66H106V65H104ZM104 66H102L101 69H105L106 67L113 68V66L110 67L109 64L105 68H103ZM134 66H135V68H138L136 66V63L134 64ZM144 66H146L148 68V66L146 64ZM71 67L74 68L73 66H71ZM82 67H84V66H82ZM119 67L120 66H118V67H116L114 69H118ZM141 67H140V69H141ZM146 67H144L143 70L144 69L146 70L147 69ZM99 68L100 67H98L97 69H99ZM97 69H95V70H97ZM19 73L17 74L18 76H19ZM14 75H15V78H14ZM23 76H21V77H23ZM236 79H238V78H236ZM261 80L264 81V77L258 78V79H254L252 81L248 80L249 82H247V80H245V81L247 83H249V84H255V83H258ZM229 82H232V81L229 80ZM60 83L65 84V82H62V81H60ZM202 83H203V81L201 82V84ZM236 83H234V84H236ZM243 83H245V82L243 81ZM243 83L241 82V84H243ZM75 84L76 83H72L73 86H75ZM195 84H197V83H195ZM33 85L35 86L34 91H32L33 88H34V87H32ZM68 85H71V84L69 83ZM229 85H230V83H229ZM237 85H238V83H237ZM71 86L70 87L66 86V88H69V90H70ZM73 86H72V88H73ZM75 87H77V86H75ZM48 88H50V87H48ZM64 88H65V85H64ZM72 88H71L70 91H72ZM74 88H73L72 92H74ZM53 89H57V87H55V88L53 87ZM76 89H75V91H76ZM85 89H87V88H84V87L82 88L83 93H84ZM80 90H81V88H80ZM163 90H165V89H163ZM54 91L55 90H53V92ZM57 91H59V90L57 89L55 91L56 94H57ZM36 92L38 93V90ZM171 92H173V91H171ZM83 93L81 92V94H83ZM167 93L169 94L170 92H165V94H167ZM31 94H32V97L30 96ZM43 94L47 98H45L43 96ZM46 94H49V91ZM63 94L66 95V92L63 93ZM69 95L71 96L72 94L69 93ZM42 96L45 98V100H44V98ZM59 96H60V93H59ZM62 96H64V95H62ZM62 96H61V98H62ZM156 97H158V96H156ZM163 97L164 96L162 95V97H160V99H162ZM140 99H143V98H140ZM144 99H145V97H144ZM149 99L146 100L147 102L146 101H144V102L150 104V102H148ZM195 99L196 98H194V100ZM130 100H132V99H130ZM158 102H159V100H158ZM160 102H161V100H160ZM196 102H198V99H196ZM199 102H201V106L200 107H202L205 111H207L209 116L211 118H213L214 120H216V121H218V122H220L222 124H225V125H229V124L234 123L233 117L231 115L225 113V111L223 110V107L218 106L219 104L218 105L216 104V106H210V105H208V102H207V104L204 101H200L199 100ZM151 103H153V101ZM210 104H211V102H210ZM212 104L214 105V103H212ZM162 105L166 106L167 104L165 105V103L164 104L162 103ZM169 107L170 106H168L166 108L167 111H168ZM155 109H153V111L154 110L157 111L158 108H155ZM159 109H163V107L160 108V106H159ZM172 109L173 108L171 106L169 108V110H172ZM61 110H63V111H61ZM148 110L150 111V109H148ZM155 111H154V113H155ZM158 112H159V110H158ZM159 113H161V112H159ZM159 113H155L156 117L154 116L155 117L154 123L156 122L157 124L156 123L155 124L153 123V124L157 125L159 127H166L167 128L168 127V125H167L168 121H162V118L164 119V117L167 114L166 113L165 116H163V113H165V107H164L163 113L162 114H159ZM173 114H174V112H173ZM71 115H73V116H71ZM150 115H152V114H150ZM174 115H171V116L175 117ZM152 116H151V118H152ZM154 117L152 119H154ZM172 117H170V121H172L171 124H177L178 125L179 122H181L180 127L182 129H189L190 127L193 126L192 123L201 124V121L198 118H195V119L192 120V119H190L187 116H183V117H181L182 120L178 121L176 119V117L173 118V119H172ZM167 118H168V116H167ZM167 120H169V119H167ZM160 122H162L163 124L160 123ZM168 123H170V122H168ZM94 125L98 126L99 124H94ZM256 125L259 128H261V129H259L257 131V133H256L257 134V138L252 143L246 137L241 135V133L239 131H236V134H234V135L232 133H225V134H222L221 136H219L220 141H219L218 146H208L207 148L200 147L198 149L195 148V149H189V150L185 151V155L188 156V161H187L186 164H189V165L191 164V166L196 169L195 170L196 172L203 173L204 175L199 173V175L204 176V178L202 176H200V177H202L203 181L204 180L205 181H212L211 184H216V187L219 186V185H221V186L224 185L226 187L225 193L227 191V196L225 197V195H224V197L227 198L228 201H223L222 198H224V197H222L221 201H219V202L218 201H209L208 200V198L210 197L209 195H207L206 198L204 197L205 195L204 196L202 195V193L205 191L202 188L203 189V191H201L202 193L194 192V197H193L194 198V202L191 201L192 198H190L189 202H187V199H188L187 196H189V195L192 196L191 194H187L185 192H182L181 190L178 189V187H175L176 190L173 191L174 187H169L168 186L169 189L167 190L168 192L165 195L168 197V201L170 203L169 205L172 206V210L173 211L171 210L172 214L170 216H167L168 218L166 220H163L165 222V225L168 226V229H170L171 226H173L172 227V229H173L176 226L174 224V223H176V221L178 223L181 222L180 223L181 225H182V223L184 221L187 222V223H190V222L193 221L192 224L193 223L194 224L198 223L199 225L201 224L203 227H205L204 232H209V228H210L211 231H212V229L215 230L214 228L216 226L215 225L216 222H218L216 224L223 223V225L225 223L229 222V223H232L233 225L240 226L241 229L244 228L245 231H246V234H247V232H249L250 238H248V239L252 238V240H249V241L256 242L255 248H254V245H253L254 243L253 242H252V245H251V246H253L254 250L251 247H249V250L246 249V251L250 252L249 256L252 257L254 255H257L258 253L260 254V255L258 254L259 256H261V254L263 256V257L255 256L254 258L252 257L253 261H251V262H249V261L252 260V259L249 258V260H247L249 262L248 264H264V132H262V130H264V123L263 122H257ZM103 129H104V127H103ZM133 130H135V129H133ZM133 130H132V132H134ZM102 132H103V130H102ZM121 136H122V134H121ZM125 136H126V134H125ZM124 137L122 136V138H124ZM132 137L133 136H131V138ZM134 138L137 139L136 137H133V141H134ZM126 139H128V137H126ZM127 141L128 140H126V142ZM130 141L132 142V140H130ZM130 141H129V144L131 143ZM145 142L147 143V141H145ZM137 143H140V141L137 142ZM136 145L138 146L139 144H136ZM136 145L132 144V148H134L133 146L136 147ZM173 147L175 149H177L175 147V145H173ZM102 163H103V161H102ZM112 165H113V163H112ZM189 165H187V166H189ZM106 168L109 169L110 167L106 166ZM112 168H114V167H112ZM112 168H111V170H112ZM52 170H55L57 175H53L52 176L50 174V172H49V171H52ZM111 170L110 171L108 170V171L111 172ZM172 170H174V169H171V171ZM112 171H114V173H115L114 169ZM186 171H188V169ZM192 171H194V170H192ZM120 172L122 173L123 171L120 170ZM189 172L191 173V170ZM194 173H191V174H194ZM118 174H120V173H118ZM122 174H124V172ZM124 175H126V173ZM175 175L176 176H181V174L179 175L177 173ZM194 175L193 176L191 175L192 178L193 177L197 178V175L196 176H194ZM89 176H90V178H89V180H87V178ZM116 176H119V175H116ZM129 176H128V178H129ZM112 177L114 178L115 175H113ZM115 179H117V177L114 178V181H115ZM120 179H122L121 175H120ZM124 179H125L124 181H126V178H124ZM198 179H200V178H198ZM106 180L108 181V179H106ZM106 180H105V182H106ZM93 182H97V181L93 180ZM116 182H118V180ZM120 182L121 181H119V183ZM109 183H110V181H109ZM124 183L121 182V184L122 185L124 184V186H125L127 182H124ZM128 184H130V183H128ZM211 184H210V186H211L210 188H212ZM221 186H220V188H221ZM136 187L138 188V186H136ZM161 187L164 188V186H161ZM208 187H209V185H208ZM128 188L130 190V185H128ZM133 189L131 188V190H133ZM149 189L151 190L152 188L150 187ZM84 190H86L87 193ZM126 190H127V188H126ZM215 190H217V189L215 188ZM219 190H221V189H219ZM135 191H137V189ZM140 191L142 193V190H140ZM160 191H162V190H160ZM164 191H166V190H164ZM212 191H214V190H212ZM223 191H224V188H223ZM156 192L157 191H155V193H153V190L150 191V194H149V192L148 193L146 192L147 195L146 196L144 195V197H147V201L149 202V204L151 206L155 205V204H158L156 206L161 205L162 208L164 209L163 206L165 205L166 201L164 200L163 202H161L160 200H162L163 198L160 199V196H156L157 195ZM206 192H208V193H206ZM206 192H204L203 194H205V193L206 194H211L210 190H208ZM216 192L214 191V193H216ZM102 193H105V192H102ZM143 194H145V193H143ZM158 194H159V191H158ZM165 195H164V199H166ZM222 195H223V193H222ZM101 196H102V194H101ZM106 197H107V195H106ZM110 197H112V194H111ZM113 197H114V195H113ZM111 199H113V198H111ZM156 208H159V207H156ZM165 208H166V206H165ZM168 208H170V207H168ZM160 210H162V209H160ZM166 210H167V208H166ZM159 212H161V211H159ZM159 212H157V213H159ZM169 212H170V210H169ZM166 213L169 214L168 212H166ZM166 213L164 212L165 216H166ZM155 215H156V212H155ZM163 216H162V219H163ZM151 217H152V215H151ZM153 217H154V215H153ZM160 217H161V214H160ZM148 218L150 219L149 215H148ZM148 218H145V219L147 220ZM156 218H157V216L154 217V219H155L154 222L155 223H156V220H157ZM152 219L153 218H151V220H150L151 222H152ZM148 221H147V225H149ZM154 222H152V223L154 224ZM157 222L159 223V220ZM164 222H161V223H164ZM64 223H66V225H67V232H66V229H64V227H63ZM187 223H183V224L186 225ZM140 224H141V222H140ZM159 224H158V226L162 225V224H160V225ZM142 225H144V222L142 223ZM181 225H179V228H178V231L181 230V234H179L180 232H178L179 236H181L179 238L183 237L182 236L183 229H181V228H184V227H182ZM225 225H227V224H225ZM162 226H161V228H162ZM180 226H181V228H180ZM152 227H154V226H152ZM155 227H157V226L155 225ZM186 227H188V226L186 225ZM189 227H190V225H189ZM191 227H193V226H191ZM191 227H190V229L192 230L193 228H191ZM216 227H219V226H216ZM146 228H148V227L146 226ZM200 228L202 229V227H200ZM227 228H229V227H227ZM227 228H226L227 231H233L232 230L233 228L231 230H229ZM150 229L152 230V228H150ZM172 229H170L171 232H172ZM175 229L173 230V233H170L169 230H168L170 235L175 233V231H176ZM216 229L218 230V228H216ZM234 229H235V227H234ZM156 230H158V232L160 231V234H161V231H163V230H159L158 228ZM206 230H208V231H206ZM238 230H239V227H238ZM147 231H149V230H147ZM185 231L187 233V230H184V232ZM219 231H221V230H218L219 234H221L223 232V230H222L221 233ZM165 232L167 233V231H165ZM188 232H189L188 235H190L191 231L188 230ZM195 232H197V231H195ZM204 232H201L202 235H203ZM214 232L216 233V231H214ZM135 233H137V231ZM142 233H144V231H142ZM152 233H150V234H152ZM156 233H157V231L155 232V234ZM164 233L161 234V236H163L162 238L166 237L164 235ZM169 233H167V234H169ZM145 234L143 235L144 236L143 240L137 234H134L130 238L133 241H136L137 243L140 242V239H141L142 240L141 243L145 244L144 241H146V243H147V241H150V239H151L149 237V233H147V235H145ZM155 234H152V235L155 236V240H156V238H158L160 235H158L159 233H157L158 237H156ZM170 235H169V237H170ZM174 235H176V233ZM174 235L173 236L171 235V236L173 238L174 237L178 238L177 235H176L177 237L174 236ZM198 235H200V233ZM206 235H204V236L207 238ZM230 235H231V233L229 234V236ZM232 235H233V237L232 236L231 237L233 238L234 242H236L237 239H236V237L234 238V236H235L234 233ZM125 236H127V235H125ZM191 236H193V234L188 236V237H191ZM216 236H217V233H216ZM239 236L237 238H239ZM169 237H168V239H169ZM203 237H200V240ZM205 237H204V239H205ZM218 237H220V235ZM222 237L223 236H221L220 238H222ZM231 237H227V238H231ZM245 237L247 238L248 236H245ZM126 238L124 237L125 240H126ZM159 238L162 240L161 241L159 239V241L163 242V239L161 237H159ZM175 238H174V241L176 240ZM179 238H178V240H179ZM195 238H196L195 240L193 239V237L191 239H193L192 241H195L193 243L197 244L199 239H197L198 237H195ZM210 238L211 237L209 236V240L208 241L211 240ZM227 238L226 239L222 238V239L227 240ZM168 239H166L167 242H168ZM171 239H169V243H171ZM215 239H217V238H215ZM215 239H213V240H215ZM241 239L242 238L240 236V240ZM152 240H153V238H152ZM183 240H184V237H183ZM196 240H197V242H196ZM200 240H199V243H201L200 246L201 247L205 246L204 243H203L204 241L200 242ZM213 240L211 241L212 242L211 246H213V244H214ZM228 240H230V239H228ZM228 240H227V243H228ZM233 240L231 239L230 242H233ZM127 241L128 240H126V243H128ZM174 241H173V243H174ZM188 241L191 242V240H188ZM161 242H159V243H161ZM164 242H163V244L165 246H167V244H166L167 242H165V243ZM190 242H186V243L189 244ZM205 242H207V241H205ZM217 242H220V241H217ZM221 242H223V241L221 240ZM243 242L245 244V241H243ZM149 243L150 242H148L146 245L150 246ZM210 243L209 242L205 243L207 248H209L208 246H210V245L207 246V244H210ZM122 244H124V243H122ZM122 244H121V246H122ZM152 244L153 243H151V245ZM163 244H162V246H163ZM177 244L178 243L176 242V245ZM188 244H186L187 246L185 245V247H188L189 246ZM195 244L193 245L194 250L199 245V244H197V247H196ZM244 244H241V245L244 246ZM128 245H129V243H128ZM128 245L124 244L123 246L124 247L125 246L128 247ZM170 245H172V244H170ZM178 245H181L180 244V240H179V244ZM178 245H177V248H178ZM183 245H182V247H183ZM190 245L192 246V242H191ZM218 245H220V243L219 244L217 243V247L219 248ZM152 246H154V245H152ZM162 246L160 247L161 250L163 249V247H165V246H163V247ZM173 246H172V249H173ZM191 246H189V247L191 248ZM233 246H236V245H233ZM201 247H199V248H201ZM220 247H221V249H218L217 251L220 254L223 253V255H224V252L226 251L224 249L227 248V247H224V245L223 246L220 245ZM110 248H109V251L112 249V248L111 249ZM120 248L117 249V250H120ZM138 248H139V245H138ZM142 248H143V246H142ZM155 248H157V247H155ZM160 248H159V250H160ZM199 248H197V249L200 252H202V254L200 253L198 255V252H196L197 249L195 250V252L198 255V256L196 255V257L193 256L192 260H194L195 258L197 259V260L196 259L194 260V262L196 261L195 264H202V263L213 264L214 261L213 262L211 261L212 263H209V262H206V260H208L207 259L209 257L208 255L210 253H212L211 251L214 250L213 252H215L216 251L215 249H217V248L216 247H215V249L214 248L213 249H207L206 248L205 249L206 251L203 250L204 249L203 247H202V249H199ZM231 248H229V249H231ZM234 248H235V250L232 248L233 251H236V247H234ZM125 249H126V247H125ZM129 249L132 250L131 248H129ZM175 249H176V247H175ZM186 249H184V250H186ZM232 249H231V251H232ZM241 249H242V247H241ZM255 249H256V254H254ZM95 250H97V249H95ZM115 250H116V248H115ZM117 250H116V253H115L114 250L112 251L115 254L114 256L117 258V259H112V260H116L117 263H118V260H119L118 258H121V257H118V256H121L124 253L125 256H122V259L123 258L125 259L127 254H125V252H123V251L117 252ZM144 250H145V248H144ZM159 250H157V251H159ZM161 250H160V252H162V255H163V256L161 255L162 257H164L166 255L165 252L163 253V251H167L166 253L168 254V250H164V249H163V251H161ZM189 250L190 249H188L187 251H189ZM219 250H223V251H219ZM242 250L244 251V249H242ZM126 251H127V249H126ZM173 251H174V249H173ZM176 251H177V249H176ZM178 251H180V250H178ZM187 251H185L186 254L184 255V257L186 255L188 256L189 253H187ZM191 251H192V249H191ZM239 251H240V249H239ZM246 251H244V252H246ZM140 252H141V250H140ZM169 252L171 253L170 248H169ZM182 252H184V251L181 250L180 253L182 254ZM252 252H253L254 255H252ZM98 253L96 255L99 258ZM118 253H120V254L122 253V254L118 255ZM142 253H144V252L142 251ZM225 253H226L225 255L228 256L230 252L229 253L225 252ZM235 253H237V252H235ZM110 254H107V255H110ZM138 254L142 255L141 253H138ZM218 254H217V256H218ZM233 254H234V252H233ZM177 255L178 254H176V256ZM190 255H191V253H190ZM102 256L103 255H101V257ZM135 256H138V255L135 254ZM148 256H150V255H148ZM170 256L171 257H176L175 254L173 256L171 254ZM181 256L182 255H179L178 257H176L177 259L174 258L173 262H174V260L176 262H174L173 264H194L193 261L191 263L190 258L187 259L189 256L187 258H185V259L183 257H181ZM241 256H242V253H241ZM133 257H134V255H133ZM143 257H144V254H143ZM152 257H154V255L150 256L149 260ZM191 257H192V255H191ZM212 257H213V255H212ZM212 257L210 256L211 259H212ZM219 257H221V256H219ZM219 257H218V259H219ZM111 258L109 257L108 260L111 259ZM126 258H129V257H126ZM131 258H130V260H133ZM154 258L156 259V257H154ZM230 258H231V260H228V261H231L232 264H236L240 257L237 258V256L233 255ZM94 259H96V258H94ZM124 259H123V261H124ZM159 259H161V258H159ZM186 259L189 260V261L187 262ZM218 259H217V261H218ZM225 259L226 258H224V260ZM97 260H95V261H97ZM99 260H102V259L100 258ZM105 260L107 261V259H105ZM142 260H143V258H142ZM147 260L148 259H146V262H147ZM221 260H223V259H221ZM221 260H220V262H221ZM240 260H242V259H240ZM200 261L202 263H200ZM244 261L242 260L241 263H243ZM97 262H99V261H97ZM110 262L113 263L111 260H110ZM128 262H130V261L128 260ZM143 262H145V261H142V264H144ZM146 262H145V264H146ZM159 262H161V261H159ZM223 262H221V263L224 264L225 262L224 263ZM163 263H165V262H163ZM93 264H95V263H93ZM107 264H110V263H107ZM133 264H136V262H134ZM156 264H159V263H157V261H156ZM160 264H162V263H160ZM166 264H168V263H166ZM215 264H216V262H215ZM225 264H227V263H225ZM245 264H247V263H245Z\"/></svg>",
    "mask_w": 264,
    "mask_h": 264
}]
</instances>
